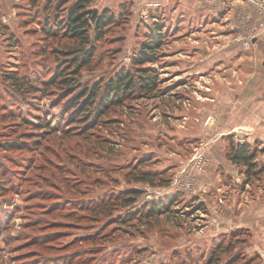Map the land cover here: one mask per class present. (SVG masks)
<instances>
[{
    "label": "rangeland",
    "instance_id": "1",
    "mask_svg": "<svg viewBox=\"0 0 264 264\" xmlns=\"http://www.w3.org/2000/svg\"><path fill=\"white\" fill-rule=\"evenodd\" d=\"M57 3L0 0V264H199L220 240L237 263L264 264V131L233 130L228 114L244 73L229 60L198 64V23L170 6L95 0L89 7L115 21L83 44L53 28ZM155 23L166 36L142 67L156 89L84 124L56 71L77 69L79 89L136 71ZM13 73L38 88L17 91ZM246 141L250 173L229 156ZM129 187L142 192L132 204Z\"/></svg>",
    "mask_w": 264,
    "mask_h": 264
},
{
    "label": "trees",
    "instance_id": "2",
    "mask_svg": "<svg viewBox=\"0 0 264 264\" xmlns=\"http://www.w3.org/2000/svg\"><path fill=\"white\" fill-rule=\"evenodd\" d=\"M93 1L95 0H58L55 5L58 14L52 20L53 28L56 27L59 34L73 38L83 44L90 43L92 28L95 30V37L97 39L101 38L106 27L112 24L115 18L113 14L109 13L108 9L98 11L90 8L89 4ZM67 3H69V6L64 7ZM165 36L166 33L163 32L162 24L155 23L152 32L147 37V41L142 45L141 52L135 58L136 71L122 70L103 85L99 83L89 89L86 86L79 89L81 84L76 82L77 69H70L68 66L58 69L55 82L59 83L68 95H71L74 115L81 119L84 124H92L99 120L111 107L122 104L125 99L131 98L138 91L149 92L155 90L158 83L157 74L155 71H149L148 67H142V65L157 60L158 50L161 48ZM92 54L91 50H86L83 61L88 62ZM76 58L78 57L71 59L76 60ZM9 80L19 92L26 89L28 93H31L38 88L37 83H31L26 77L14 73L9 75ZM232 148L233 153L229 155L231 161L246 165L248 173L253 171L257 166V161L254 160L256 150L251 149L250 142H239ZM254 172L256 173V171ZM147 176L148 174L144 172L139 178L147 180ZM168 181L169 179L163 180L165 183H168ZM141 193V189L129 187L122 191V199L127 200V204H132L138 200ZM157 208L158 205L154 204L147 214L151 215ZM159 208L161 207L159 206ZM232 248V244L225 245L220 240L213 246L207 260L199 264H220L221 262H223L222 264H240L237 263L238 255L231 253ZM244 264L248 263L245 262Z\"/></svg>",
    "mask_w": 264,
    "mask_h": 264
},
{
    "label": "crops",
    "instance_id": "3",
    "mask_svg": "<svg viewBox=\"0 0 264 264\" xmlns=\"http://www.w3.org/2000/svg\"><path fill=\"white\" fill-rule=\"evenodd\" d=\"M149 1L155 6V10L156 6L159 9L170 6L173 14L178 12L188 19V26L195 22L200 25L192 27V31H199L201 39L197 40V47L201 51V54L197 53L198 64L203 61L216 66L228 62L226 60L235 62L236 76L244 73L245 87L240 91L243 93L236 90L229 98L231 102L228 114H237L231 127L233 130L244 126L243 128L256 132L264 131V29L257 31L260 16L252 4L245 0ZM253 32L257 35L252 39V46L245 49L242 39ZM206 50L212 52L207 54ZM214 77L216 78V74ZM241 106L243 109L239 110ZM258 132L250 131L248 135L254 134V137Z\"/></svg>",
    "mask_w": 264,
    "mask_h": 264
},
{
    "label": "built area",
    "instance_id": "4",
    "mask_svg": "<svg viewBox=\"0 0 264 264\" xmlns=\"http://www.w3.org/2000/svg\"><path fill=\"white\" fill-rule=\"evenodd\" d=\"M248 3L252 4V6L254 7V9L258 12L260 19L258 22V27H257V31L258 30H262L264 29V0H245ZM257 34L255 32L247 35L246 37H243L242 41H243V46L245 49H249L252 46V39L253 37H255Z\"/></svg>",
    "mask_w": 264,
    "mask_h": 264
}]
</instances>
